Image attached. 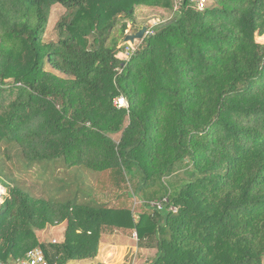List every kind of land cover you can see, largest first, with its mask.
Instances as JSON below:
<instances>
[{
  "label": "trees",
  "instance_id": "1",
  "mask_svg": "<svg viewBox=\"0 0 264 264\" xmlns=\"http://www.w3.org/2000/svg\"><path fill=\"white\" fill-rule=\"evenodd\" d=\"M176 6L0 0V153L52 179L36 196L0 161V260L106 264L102 235L136 231L146 264H264V0ZM144 7L167 17L123 62Z\"/></svg>",
  "mask_w": 264,
  "mask_h": 264
},
{
  "label": "rangeland",
  "instance_id": "2",
  "mask_svg": "<svg viewBox=\"0 0 264 264\" xmlns=\"http://www.w3.org/2000/svg\"><path fill=\"white\" fill-rule=\"evenodd\" d=\"M214 0H205V8L213 6ZM63 11L54 10L51 14L49 24L47 26V31L45 33V41H56L57 33L55 31V25L60 19ZM167 12L163 9H150L147 7L140 8L137 11V26L133 29L143 27L147 23H150L154 20H161L167 17ZM120 25L114 30V36H118V32L120 30ZM131 34V33H130ZM258 42L264 44V37L258 38ZM47 70L51 71V68L48 66ZM15 151V149H14ZM14 154V152H13ZM11 157L6 156L5 151L0 153V161L2 165L5 166V169L10 170L14 173V176L17 178L18 182L21 183L22 186H26L28 190L31 191L36 196H44L45 198H49V191L47 189V185H45L46 181L52 182V179L49 178V175H42V171L38 168H32L30 170L26 169V164H23L22 158L17 157L16 155L10 154ZM90 178H93L90 176ZM94 179V178H93ZM66 233V226L60 225L57 227L48 228L44 232L41 233L40 237L43 242H55L58 243L64 241ZM115 234V233H114ZM113 234V235H114ZM109 235V234H105ZM120 237L114 246L112 235H109L105 238V242L108 246L105 251L107 253V260H111L113 263H125V264H146L151 261L155 255V252L145 251L138 249V242L133 238L131 234L120 233ZM105 246V245H104ZM110 246V247H109ZM120 246V248H118ZM115 247V248H114ZM104 248V247H103ZM79 264V263H77ZM84 264V263H80ZM88 264V263H86Z\"/></svg>",
  "mask_w": 264,
  "mask_h": 264
},
{
  "label": "built area",
  "instance_id": "3",
  "mask_svg": "<svg viewBox=\"0 0 264 264\" xmlns=\"http://www.w3.org/2000/svg\"><path fill=\"white\" fill-rule=\"evenodd\" d=\"M177 6L175 7L176 10L180 7L182 0H176ZM192 3L196 4V7L199 10L205 9V0H192ZM161 24V20H154L150 23H147L144 25V27H147V32L145 35V39L149 36H153L155 34V28ZM141 28V27H139ZM139 28L133 29V27L130 25L129 26V33H134L137 32ZM143 41H136L135 44H127L124 51L120 52L118 54V58L123 61V62H129L132 57L135 55L136 51L140 47ZM114 107L117 109H127L128 104L127 101L124 97H118L114 100L113 103ZM6 194V190L3 186H0V206L4 202V196ZM164 202H168V200H165ZM154 208L157 207L159 210L163 209V204L162 203H152L151 204ZM172 212H177L176 208H171ZM133 238L138 241V233L136 231L133 232ZM54 243H57L55 241ZM0 264H49V261L47 260L44 251L41 248H34L30 250L24 258H19L17 260H10L9 262H4L0 260Z\"/></svg>",
  "mask_w": 264,
  "mask_h": 264
},
{
  "label": "crops",
  "instance_id": "4",
  "mask_svg": "<svg viewBox=\"0 0 264 264\" xmlns=\"http://www.w3.org/2000/svg\"><path fill=\"white\" fill-rule=\"evenodd\" d=\"M63 226H64V224H63ZM66 226V225H65ZM52 228V227H51ZM118 234H120L119 232H118ZM109 235H102V237H101V242H100V250H99V254H98V257H97V259L100 261V262H102V263H106V264H117V263H113V262H111V260H107V258H109L108 256H107V253H106V249L107 248H105L106 246H108L107 245V243L105 242V238L106 237H108ZM112 240H113V245L114 246H116V242H117V240H118V238L120 237L119 235H117V233H115L114 235H112ZM63 242V241H62ZM58 243V242H57ZM105 245V246H104ZM104 247V248H103ZM110 247V246H109ZM117 247V246H116ZM115 248V247H114ZM118 248H120V246L118 247ZM77 263H79V262H77ZM77 263H75V264H77ZM80 264V263H79ZM119 264H125V263H119Z\"/></svg>",
  "mask_w": 264,
  "mask_h": 264
},
{
  "label": "water",
  "instance_id": "5",
  "mask_svg": "<svg viewBox=\"0 0 264 264\" xmlns=\"http://www.w3.org/2000/svg\"><path fill=\"white\" fill-rule=\"evenodd\" d=\"M147 32V27H141L138 29L137 32L128 34L126 38L124 39L125 44H135L136 41H144L145 40V35Z\"/></svg>",
  "mask_w": 264,
  "mask_h": 264
}]
</instances>
